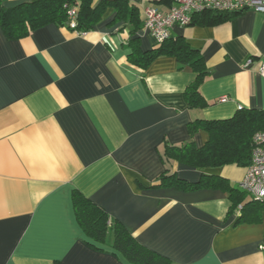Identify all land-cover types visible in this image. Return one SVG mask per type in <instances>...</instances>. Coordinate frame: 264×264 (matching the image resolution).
<instances>
[{
    "label": "crops",
    "instance_id": "1",
    "mask_svg": "<svg viewBox=\"0 0 264 264\" xmlns=\"http://www.w3.org/2000/svg\"><path fill=\"white\" fill-rule=\"evenodd\" d=\"M20 1L28 0L1 4ZM125 1L137 28L111 6L84 33L48 23L11 38L0 27V264H129L110 234L102 244L82 231L74 189L175 264H264V203L245 193L231 208L222 189L159 184L166 144L207 139L189 122L264 109V13L231 11L217 23L192 13L173 26L171 36L197 49L207 69L199 85L207 104L197 107L184 95L196 73L174 56L146 68L128 59L131 37L143 49L159 44L142 28L143 8L166 11L171 0ZM170 170L188 181L219 174L239 187L245 168L174 161Z\"/></svg>",
    "mask_w": 264,
    "mask_h": 264
},
{
    "label": "trees",
    "instance_id": "2",
    "mask_svg": "<svg viewBox=\"0 0 264 264\" xmlns=\"http://www.w3.org/2000/svg\"><path fill=\"white\" fill-rule=\"evenodd\" d=\"M71 6L77 7L76 29L79 31L93 28L109 6L113 7L116 19L128 20L135 28L141 23L137 9L128 6L125 0H28L11 6H3L0 0V27L8 37L17 38L48 23L67 26V10ZM201 13L204 14L201 22L217 23L227 20L232 12L207 10ZM127 46L130 47L129 61L141 68H146L159 55L174 56L179 68L187 67L196 73V78L184 91L189 105L203 107L207 104L199 91V85L207 72L204 60L200 52L185 39L170 36L151 48L143 49L138 37H131ZM187 128L192 134L200 129L205 130L207 139L201 146H197L194 140L166 144L162 156L167 166L159 176V184L184 190L219 188L231 198V208H238L245 192L228 183L225 177L205 173L197 181H188L171 171L170 166L176 161L193 167L235 164L245 168L250 162L252 136L256 131L264 130V109L240 108L228 118L194 119L187 124ZM71 197L76 220L85 235L93 241L102 244L108 242L110 234L111 248L119 252L129 264H175L167 256L140 244L121 222L110 219L103 209L79 190H72Z\"/></svg>",
    "mask_w": 264,
    "mask_h": 264
},
{
    "label": "built area",
    "instance_id": "3",
    "mask_svg": "<svg viewBox=\"0 0 264 264\" xmlns=\"http://www.w3.org/2000/svg\"><path fill=\"white\" fill-rule=\"evenodd\" d=\"M253 9L264 13V0H171V6L161 11L155 6L143 8L142 28L157 43L171 36L173 26H185L191 22V14L207 10L239 11ZM66 25L76 29L77 7L67 10ZM84 33V31H79ZM251 60L248 59L247 62ZM259 72L264 76V54L260 59ZM226 97H220L225 100ZM241 108V106H238ZM239 187L254 201L264 203V130L256 131L252 136V150L249 164L245 167Z\"/></svg>",
    "mask_w": 264,
    "mask_h": 264
}]
</instances>
